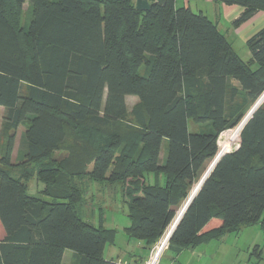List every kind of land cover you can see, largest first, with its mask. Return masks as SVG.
Returning a JSON list of instances; mask_svg holds the SVG:
<instances>
[{
  "label": "trees",
  "instance_id": "1",
  "mask_svg": "<svg viewBox=\"0 0 264 264\" xmlns=\"http://www.w3.org/2000/svg\"><path fill=\"white\" fill-rule=\"evenodd\" d=\"M28 1L25 12L27 0H0V264H67V249L75 264H118L104 256L117 229L105 227L103 208L82 214L85 186L120 184L132 221L125 231L152 248L217 155L219 135L264 93V27L247 40L245 59L215 21L176 0H149L148 10L136 0ZM218 1L243 7L234 26L264 11V0ZM128 95L139 101L124 125ZM22 125L24 163L15 165ZM32 178L43 184L39 194L28 190ZM259 221L264 226V101L165 253Z\"/></svg>",
  "mask_w": 264,
  "mask_h": 264
},
{
  "label": "rangeland",
  "instance_id": "2",
  "mask_svg": "<svg viewBox=\"0 0 264 264\" xmlns=\"http://www.w3.org/2000/svg\"><path fill=\"white\" fill-rule=\"evenodd\" d=\"M24 8H25V12H29L28 0L24 4ZM243 50H240L241 56ZM242 57L245 59L247 58L245 57V55ZM126 101L129 109V114L127 118L122 122L124 125L126 124V122H131V123L133 122V115L131 111L135 106V104L139 101V98L135 95H128ZM253 105L250 107V109L253 107ZM250 109L245 113L241 121L235 127L225 130L219 135V139H218L219 150L222 149L221 140H225L222 151H226L225 149L230 147L234 142L235 144L232 145L231 151L235 150L238 147L240 141V134L244 124L241 122L244 120V118H246L247 115L250 114L251 111ZM2 115L3 113L1 114L0 117V157L3 151ZM197 128L198 126L192 127V129L194 130H196ZM24 129L25 127L23 125L20 126L15 134V146L12 152V162L15 165L16 164L22 165L24 163V158L20 154V141ZM215 157L207 160L206 165L203 169L202 174L199 177L198 182L207 172ZM91 166L92 165L89 166V169L91 168ZM25 167L27 168H25L24 170L28 174L30 170L32 171V167H34V164H29V166L25 165ZM198 182H196L193 189L195 188ZM163 183L164 182H162L161 184ZM42 186H43L42 183L37 182L36 179L32 178V180L29 182L28 190L32 194H39V190ZM85 187H86L87 204L84 203V207L82 208L83 209L82 214L87 213L88 216L89 214L93 215L92 211H94L95 213V210L91 208L93 205L98 209V211H100V207L103 208L102 210L104 211V216L106 218L105 223L109 227H113V228L118 227L119 229L123 227V225H125V221L127 220L129 221L128 207H127V203L122 201L123 192L121 190L120 184L100 183L90 180V183ZM182 207L178 208L175 220L178 217L179 213L181 212ZM98 211L96 212L97 215L95 218L96 222L98 221ZM174 222L168 228L169 233L172 232V227L174 225ZM1 230L2 227L0 226V239L4 234L1 232ZM119 231H123V230L119 229ZM254 248H257V250H262V255H261L262 259L261 258L259 259L257 257V255L254 252ZM263 248H264V226L259 221L258 223L253 225H244L236 231L226 232L219 239H215V238L210 239L208 242L197 246L196 249L193 251L187 250L186 251L187 253H184L185 254L184 258L188 254L190 257L187 259V263L191 262V264H264ZM161 259H163V257H161Z\"/></svg>",
  "mask_w": 264,
  "mask_h": 264
},
{
  "label": "crops",
  "instance_id": "3",
  "mask_svg": "<svg viewBox=\"0 0 264 264\" xmlns=\"http://www.w3.org/2000/svg\"><path fill=\"white\" fill-rule=\"evenodd\" d=\"M176 5L178 7L189 6L195 12L201 11L206 14L210 19L215 21L219 29L226 34L232 42L234 49L236 51L238 50L237 52L239 54L241 52L240 50L244 49L242 52L245 57H247L246 59L250 58L251 53L247 46V40L264 27V11H259L239 26H234L232 22L237 19L244 10L240 5H228L218 0H176ZM243 53L242 56H244ZM3 112L4 108L2 107L1 114ZM96 216L97 215H95L94 220ZM131 223L132 221L129 217V221H125V225L119 228L123 231H119L118 227H116L117 234L115 241L105 246L104 256L107 259L115 260L118 264H145L150 258L151 248L146 247L144 241L131 238L127 235L125 227L131 225ZM104 225L107 228H113L107 226L106 223H104ZM195 249L196 247L185 249L178 255L166 252L163 259H161L158 264H191V262L187 263V259L190 256L187 254L184 258V253H187V250L193 251ZM77 258V254L74 251L70 249L65 250L63 256V261L65 263L75 264Z\"/></svg>",
  "mask_w": 264,
  "mask_h": 264
},
{
  "label": "water",
  "instance_id": "4",
  "mask_svg": "<svg viewBox=\"0 0 264 264\" xmlns=\"http://www.w3.org/2000/svg\"><path fill=\"white\" fill-rule=\"evenodd\" d=\"M151 4L149 2V0H136V7L140 10H148L150 8ZM264 99V93L258 98V100L254 103L253 107L250 109V114L246 116V118H244V120L241 123H246V121L252 116L253 112L258 108V106L262 103ZM243 124V126H244ZM230 151H221L219 150L216 157L214 158L212 164L210 165L209 169L207 170V172L203 175V177L200 179V181L197 183V185L195 186L194 190L192 191V193L190 194V196L188 197L187 202L185 203V205L182 207L181 212L179 213L178 217L176 218L175 222H174V226L172 229V232L170 235L173 234L174 230L176 229L179 221L181 220L183 214L185 213L186 209L188 208V206L190 205L191 201L193 200V198L195 197V195L198 193V191L201 189L204 181L209 177V175L212 173L215 165L218 163V161L221 159L222 156H224L226 153H228Z\"/></svg>",
  "mask_w": 264,
  "mask_h": 264
},
{
  "label": "built area",
  "instance_id": "5",
  "mask_svg": "<svg viewBox=\"0 0 264 264\" xmlns=\"http://www.w3.org/2000/svg\"><path fill=\"white\" fill-rule=\"evenodd\" d=\"M171 232H168V229L165 233L159 238V240L151 248L150 258L145 264H158L161 260L162 255L165 253L169 245V239L171 237Z\"/></svg>",
  "mask_w": 264,
  "mask_h": 264
},
{
  "label": "bare ground",
  "instance_id": "6",
  "mask_svg": "<svg viewBox=\"0 0 264 264\" xmlns=\"http://www.w3.org/2000/svg\"><path fill=\"white\" fill-rule=\"evenodd\" d=\"M224 143H225V140H221V146H222V149H223ZM233 144H235V142H234ZM233 144H232V145H233ZM232 145H231L230 147H228L227 149H225V150H226V151H231ZM222 149H221V151H222ZM173 226H174V225H173ZM172 229H173V227H172Z\"/></svg>",
  "mask_w": 264,
  "mask_h": 264
}]
</instances>
